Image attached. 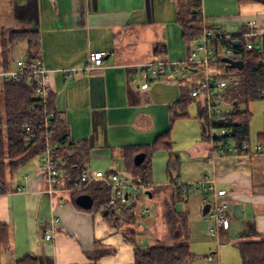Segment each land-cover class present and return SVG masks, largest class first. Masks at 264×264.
I'll use <instances>...</instances> for the list:
<instances>
[{
    "label": "crops",
    "instance_id": "0c3cea01",
    "mask_svg": "<svg viewBox=\"0 0 264 264\" xmlns=\"http://www.w3.org/2000/svg\"><path fill=\"white\" fill-rule=\"evenodd\" d=\"M200 4L203 27L219 26L229 34H235L242 28H250L249 22L253 21L257 26L255 30L264 31L262 3L201 0ZM166 9L172 15L165 20L172 22L158 19ZM176 11L175 0H0V33L35 30L39 34L40 58L44 67L51 71L47 81L55 110L67 125L69 139L86 141L89 146L83 169L94 171L90 169V159L106 160L110 167L107 172H117L116 167L124 169L122 147L149 146L168 130V109L181 98L187 79H177L173 85L157 82L163 77H168L163 80L169 82L173 76L153 78L148 88L141 90L135 67L153 60L149 59L150 53L154 58L182 56L180 50L177 56L172 49L173 43L178 44L177 48L183 45L182 32L176 24ZM148 25L155 28L153 34L149 33L152 37L144 40L149 42L144 44L148 45L147 48L142 47L139 52L131 50L130 45L136 42L130 39L136 37L135 29L143 35ZM23 43L22 57H25L27 45ZM94 51L104 53L103 64L108 66L104 73L82 70L88 52ZM9 58L14 59L13 48L6 53V61ZM204 73L203 70V77ZM188 79L194 83L188 88L189 94L201 79L195 83L191 74ZM194 100L199 107L201 139L176 149L172 141V150L166 152V174L171 183H155L149 173L150 200L156 198L161 206L153 191L162 194L165 187L179 180V176L183 178L184 169H199V178L206 176L228 197L230 223L220 234L221 240L235 243L251 228L264 240V153L218 156L210 142L203 140L206 128L201 118V99ZM181 119L185 118L176 121ZM175 122L169 131L170 136ZM38 158L37 162L28 161L23 165V172L14 183L13 176L9 177L0 193V223L8 225L10 240L0 264H14L27 254L35 256L39 264H134L135 246L123 238L120 229L105 219L100 209L95 213L78 210L73 201L80 195L74 198L77 191H56L49 199ZM193 178L191 176L187 181L196 180ZM142 202V198L136 202V219L150 224L157 212L142 215ZM206 205L202 195L191 193L177 202L176 210L189 216L200 214L206 217ZM53 216L58 221L51 225ZM43 227L52 230L51 240L40 235ZM149 228L156 229L151 225ZM151 235L152 240L164 244L173 242L164 231L162 235L158 232ZM136 246L144 247L139 243ZM216 253L213 251L209 256ZM207 259L208 263L213 262L214 256ZM192 264L199 263L194 260Z\"/></svg>",
    "mask_w": 264,
    "mask_h": 264
},
{
    "label": "trees",
    "instance_id": "16d2710c",
    "mask_svg": "<svg viewBox=\"0 0 264 264\" xmlns=\"http://www.w3.org/2000/svg\"><path fill=\"white\" fill-rule=\"evenodd\" d=\"M240 3L258 2L264 4V0H238ZM177 5L176 24L181 29L182 40L186 50L192 42L197 40L205 30H212L210 27H203L200 8L201 0H175ZM249 28H242L239 33L248 32ZM249 37V40H254ZM19 42L27 45L26 53L31 59L40 57L39 34L35 30L24 31H2L0 33V67L7 69L6 53L10 48ZM211 45L215 48L214 56L210 65L217 68L216 72L221 78L226 79L227 85L221 93H218L219 104L231 105L223 110L220 119L209 122L204 120L205 131L204 141H217L210 129L226 127L231 129L230 137L224 139L238 148L242 153L241 146L249 143V123L251 113L247 108L240 109V104H248L249 101L264 97V48L262 52L257 50H246L244 38L214 39ZM229 48L238 54L236 61H241L243 67L238 70H230L222 61L224 49ZM26 77H20L16 81L0 84V192H3L9 177H12L17 170L31 159L40 156L46 145V138L55 144L58 169L63 173V186L72 188L79 180L84 163L87 160L89 146L86 141L75 142L69 139L67 125L59 116L54 107V100L51 91L48 94L47 109L54 112L53 118L49 119L50 126L44 127V108L34 96V87L31 86ZM194 97L182 92L181 98L174 102L168 109L169 127L165 133L159 135L149 146H126L122 147V156L125 172L135 182H148L151 157L154 152L171 151L173 142L170 136L172 124L179 118H187L188 103ZM220 120L223 122L220 123ZM23 123L34 128L33 139L27 138L23 129ZM258 142H264V131L258 135ZM144 153L145 157L139 165L134 164V158L138 153ZM78 194H88L92 198L90 208H84L74 201L78 210L90 213L97 212L101 207H107L111 197L110 188L102 182H93ZM184 199L179 187L172 189L164 200L162 210V222L166 234L172 236L170 244L153 243L145 248L137 247V232L135 228H127L122 231L118 221L122 218L127 223H133L136 214L129 208H121L118 213L104 214L105 219L115 228L121 230L123 238L131 245H134V264H192L195 260L190 250V233L187 227V214L176 210L178 201ZM9 227L0 223V261L2 253L10 245ZM246 237H256L252 240ZM178 240V242H176ZM240 255V264H264V240L259 238L254 228L245 233L244 237L234 243ZM14 264H39L38 259L33 255H24L15 260Z\"/></svg>",
    "mask_w": 264,
    "mask_h": 264
},
{
    "label": "built area",
    "instance_id": "2783aa9c",
    "mask_svg": "<svg viewBox=\"0 0 264 264\" xmlns=\"http://www.w3.org/2000/svg\"><path fill=\"white\" fill-rule=\"evenodd\" d=\"M201 15V11H200ZM249 31L245 33L229 34L221 27L212 28V30H205L204 33L195 40L187 50L184 58L179 60H170L169 58H154L151 61L140 63L136 65V71L139 79V87L141 90H146L149 86V81L153 78L163 76H178L186 77V70L194 68H201L204 70V77L191 88L189 95L194 98L201 99V118H207L209 122L220 119L223 112V107L219 104L218 93L227 85V81L221 78L217 72H212L210 65L211 59L214 56L215 48L211 45L214 39H229V38H244L246 50H257L262 52L264 48V31L255 30L257 28L255 22H249ZM249 37L255 39L249 40ZM104 53L100 51L88 52L87 61L82 67L85 72H100L104 73L107 65L103 64ZM224 58L236 61L238 54L229 48L224 49ZM7 69L0 67V84L10 81H16L20 77H26L29 84L34 87V96L44 108V127L46 129L50 126V118H53L54 112L47 109L48 94L50 86L48 79L50 70L46 69L42 63L41 58L31 59L28 56L16 59H7ZM23 129L27 134V138L33 139L34 128L29 124L23 123ZM210 134H216L215 138L218 140L210 141V145L218 156H230L237 154H250L252 152L264 153V142H257L254 145L244 143L240 148L242 153H238V148L225 138L230 137L231 129L220 127L210 129ZM57 146L49 142L46 138V145L44 152L40 155V165L42 168L43 177L47 184L46 194L51 200L53 192L56 191H81L87 185L93 182H102L111 190V197L107 207H101L104 214L118 213L121 208H129L135 212L136 202L141 198L150 200L149 182H135L128 175L119 172H103L101 170L89 171L83 169L79 180L72 188H63V173L57 167L55 159ZM173 188L179 187L183 196H188L191 193H199L203 200L209 206L206 213L209 225L207 231L212 236H220L223 231H226L229 226V204L226 193L217 188L215 183L209 180L206 176L197 183L188 184H171ZM22 191V188H18ZM1 193V192H0ZM142 215H154V210L148 206L140 208ZM58 218L53 216L50 224L54 225ZM43 239L51 240L53 232L48 227H43L40 234ZM212 258V256H209Z\"/></svg>",
    "mask_w": 264,
    "mask_h": 264
},
{
    "label": "rangeland",
    "instance_id": "374dc122",
    "mask_svg": "<svg viewBox=\"0 0 264 264\" xmlns=\"http://www.w3.org/2000/svg\"><path fill=\"white\" fill-rule=\"evenodd\" d=\"M171 15L172 14L170 13V10H167L166 13L163 11V14H160L158 19L160 18L166 21L165 19H167L168 16H170L171 18ZM169 22H172V20H167L165 23H169ZM151 24H155V23H151ZM154 28L155 26L148 25L146 27V33L143 35H141V32L136 28L134 31L136 33V37H130L132 41H136V42L130 45V49L134 50L135 52L136 51L139 52L138 50H140L142 47L147 48L148 45L144 46V44H147L149 42L148 41L144 42V40L145 39L147 40V38L152 37L149 33L151 31L153 34ZM175 32L176 31L174 30V35H175ZM170 36L172 35L170 34ZM181 40H182V37H181ZM176 45L178 44L173 43V46H172V49H174V53H178L176 54L177 56L180 54L182 56L179 58L171 57L170 60L182 59L187 53L184 42L180 48L179 46L177 48ZM24 48H25V44L23 42L22 43L19 42L16 46L13 47L14 59L20 58L24 55L22 54L24 53V50H25ZM179 50H180V54L178 52ZM149 59H154L153 54L150 53ZM0 60H1V52H0ZM216 69L217 68H214L213 71H217ZM230 70H235V69L230 68ZM202 73H203V70L200 67L195 72H190L189 70H186L185 79H187L188 82L186 83V85H184V88H182L183 92L187 93L188 88H190L194 84L193 81L192 82L189 81L190 79H188V76L191 74L192 77L196 79L194 80L195 83H197V81H199L203 77ZM163 78H168V77H163ZM163 78L161 80H157V82H163V83H169V84L176 85V80L182 79L184 77L175 76L173 77L174 80L173 78H171V81L169 82H166L165 80H163ZM230 107L231 105H224L223 110H227ZM245 108H247L248 111L251 113V120H250L249 127H248L249 128V142L252 145H254L258 142V135L264 131V97L249 101L247 105L245 103H241L240 109L245 110ZM198 111H199L198 102L195 100H192L191 102L188 103V107H187L188 117L175 122V125L172 130V136H171L173 139L172 141L175 142V145L173 147L174 149H176L177 147L185 146L188 142L201 139V129H200V122L198 120ZM38 157L40 156H37L30 161L37 162L39 160ZM166 159H167V153L166 151H162V150L154 152L151 157V168H150L151 172L149 171V173L150 174L152 173V180L155 183H161L163 185L164 183L166 184L171 183L166 174V168H167ZM105 161H98L95 159H93L92 161L90 159V162H91L90 169L94 171L96 169H101V171L107 172L110 169V167L107 164L108 162H105ZM22 169H23V166H21L17 170V172L13 175L12 179H14V181L12 180V183H14L19 178L21 171L23 172ZM114 170L119 173H125V169L123 168L119 170L118 167H116V169L114 168ZM198 170L199 169H192V168L184 169L183 178H180L179 176L178 178L179 180L176 181L177 185L181 183L185 184V182H187V184L188 183L192 184V183H197L200 180H202V178H199L200 176H198L199 175L197 173ZM191 176L194 177L193 179H196V180L187 181V179H191ZM9 180L10 179L8 178L7 181ZM171 192H172L171 186L165 187L164 192H162V194L159 191L157 192L153 191V193H156L158 195L161 206L159 205V203H157L156 198L155 200L154 199L153 200L143 199L142 205L151 207L153 208V210H156L157 212L156 215L153 216V220H152L153 222H150V224H147L146 221L142 219H139L138 221L137 219H135V222L127 223L124 221V219L122 220L121 218L117 222L118 226L120 227L122 231H124V229L127 230V228H131V227L136 229L137 240L139 241V245H144V247H141V248H145L148 244H153V243L158 242L156 240H152L151 233L156 234L158 232L159 235H162L164 231V233L166 234L165 226L162 222V218L160 215V210L163 208L164 200L167 198V196ZM148 217L151 218L152 216H148ZM150 225L151 227L153 226V228H156L155 229L156 232L152 231V229L149 228ZM208 225H209V220H207V217H204L200 214H198L197 216H189V214H187V227L190 233L189 245H190L191 252L195 256V262L199 264H202V263L203 264H218V262L219 264H240L241 262L240 255H238L239 252L236 246L234 245V242H232V240L223 242L220 238L221 235L212 236L207 231ZM167 237L172 239V236L168 233H167ZM176 242H178V240ZM158 243H164V242L160 241ZM213 251H217V253L213 255L214 261L208 263L207 258L209 257V255L212 254Z\"/></svg>",
    "mask_w": 264,
    "mask_h": 264
},
{
    "label": "water",
    "instance_id": "95a60500",
    "mask_svg": "<svg viewBox=\"0 0 264 264\" xmlns=\"http://www.w3.org/2000/svg\"><path fill=\"white\" fill-rule=\"evenodd\" d=\"M222 61L225 62L227 64V66L231 69H238L240 70L243 67V64L241 61H234L228 58H222ZM223 121L220 120V123H222ZM213 136L215 137L216 134L214 133ZM145 154L144 153H138L135 158H134V164L135 165H139L140 163H142V160H144ZM75 202L78 205H81L84 208H90L92 205V198L90 195L88 194H80L76 197ZM208 205L205 206V213H207L208 211Z\"/></svg>",
    "mask_w": 264,
    "mask_h": 264
}]
</instances>
